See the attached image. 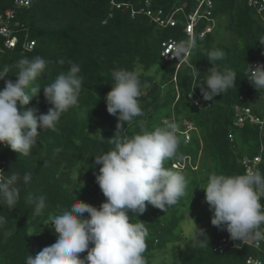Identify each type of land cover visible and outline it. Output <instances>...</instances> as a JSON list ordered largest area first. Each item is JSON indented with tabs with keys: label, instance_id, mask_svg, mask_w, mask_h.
Wrapping results in <instances>:
<instances>
[{
	"label": "trees",
	"instance_id": "obj_1",
	"mask_svg": "<svg viewBox=\"0 0 264 264\" xmlns=\"http://www.w3.org/2000/svg\"><path fill=\"white\" fill-rule=\"evenodd\" d=\"M212 1L211 22L221 16L224 29L233 38L227 42L215 40L219 25L204 37L197 33L198 47L173 80L176 62L160 55L161 42L174 38L171 34L178 29L184 33V29L179 24L160 26L150 20L141 11L144 0H32L28 6L0 0V13L7 8L14 11L10 26L16 38L15 45L8 47L0 34V69L5 65L10 67L5 79L15 81L13 73L18 60L36 56L47 61L44 76L36 81L40 87L67 71L69 62L79 65V75L83 78L78 105L62 114L55 131L47 129L40 133L30 155L21 156L0 145L3 176L18 173L21 177L16 185L19 198L14 208L0 205V216L6 219L0 228V264H25L28 255L34 258L44 247L53 244L56 234L49 217L68 209L73 199L99 208L106 198L95 182L100 166L93 164V157L114 147L110 140L113 136L131 138L141 132V123L144 130L153 131L162 126L164 117L172 121V116L180 128L184 125L180 123V126L179 121H191L193 129L187 140L178 133V155L166 160L164 166L182 172L188 184L186 194L165 211L146 202L142 214L129 212L133 215L131 222L146 223L147 264L151 253L163 248L173 256L171 264H245L248 255L264 258V243L256 248L244 244L221 252L213 250L227 231L210 223L212 212L202 190L208 176L244 174L241 158L254 154L261 155L256 170L264 174V150H261L264 124L260 126L248 120L243 125L234 123L236 105L249 107L252 114L264 121V89L257 91L247 79V64L252 66L257 53L264 55V44L259 41L264 39V17L248 6L246 0ZM149 3L165 12L182 5L188 13L195 9L197 1L149 0ZM209 22L210 19L202 17L197 30ZM213 49L223 50L225 57L210 64L207 52ZM135 68L141 70L138 101L144 114L132 123H122L121 130H117V117L107 112L105 102L113 83L111 73ZM226 68L237 74L235 88L204 100L208 106L198 109L188 93L203 98L197 81L204 80L212 69ZM3 87L4 80H0V89ZM50 107L41 89L24 110L36 108V114L40 115L46 114ZM100 135L104 143L99 142ZM182 160L183 169L172 167L173 162ZM25 173H30L28 183L22 179ZM29 196L46 197V208L41 215H33L34 205ZM261 202L264 203V196ZM185 207L187 211H195L192 216L204 232L201 239H206L203 245L193 244L191 238L188 243L184 241L180 222ZM182 239L183 246L178 244ZM78 255L83 258L87 252Z\"/></svg>",
	"mask_w": 264,
	"mask_h": 264
},
{
	"label": "clouds",
	"instance_id": "obj_2",
	"mask_svg": "<svg viewBox=\"0 0 264 264\" xmlns=\"http://www.w3.org/2000/svg\"><path fill=\"white\" fill-rule=\"evenodd\" d=\"M175 18L174 25L178 24V19L184 20L181 27L188 39L183 41L171 38L180 41L173 45L174 55L171 53L174 58L162 55V45L160 50L162 57L176 62L173 80L176 79L178 69L188 63V56L198 47L195 35L198 33L199 37H204L214 27L210 19L202 27L210 26V31L200 36L197 26L190 36L185 30V17L176 14ZM259 41L264 44V39ZM224 57L225 53L220 49L207 52L210 64ZM46 64L47 61L41 56L21 58L14 66L15 81L5 79L10 72L8 65L0 69V80H4V87L0 89V145L9 147L21 156L30 155L40 133L47 129L55 131L62 114L78 105L83 84L79 65L69 62L67 71L59 73L52 83L40 87L36 81L44 76ZM247 66L249 83L257 91L264 89V65ZM111 76V90L105 96L106 110L117 117L116 128L121 130L122 123H132L134 118L144 114L138 101L142 88L141 70L117 69ZM236 78L237 74L231 69H212L204 80L197 81L203 98L193 92L188 93V97L198 109L205 108L208 103L204 100H212L213 96L235 88ZM41 89L46 102L52 107L46 114L40 115L36 114V108L24 110V106L37 97ZM162 120V126L153 131L144 130L141 123V132L133 137L113 136L110 139L114 147L93 157V164L100 166L95 174V182L106 198L105 201L96 208L73 199L68 209L51 215L49 220L56 234L55 242L44 247L34 258L28 255L25 264H147L144 256L148 237L146 223L131 222L133 215H129V212L142 214L146 210V202L165 211L186 194L188 184L182 172L166 168L164 162L178 155V133H182L186 140L189 139L192 122L186 121L184 128H180L173 116L172 121L165 117ZM99 142H105L101 135ZM54 151L58 152L59 149ZM184 166V160L172 163V167L177 170ZM22 179L28 183L30 173H25ZM20 180L18 173L5 177L0 172V205L14 208L19 198L16 185ZM202 190L204 200L212 212L210 223L227 231L222 235H229L230 239L241 242H256L257 246L248 244L255 248L264 243V230H261L264 226V203H260L264 196V174L253 169L238 175L212 173ZM28 199L34 205L33 215H41L46 208V197L29 196ZM204 200H201L202 204ZM5 223V217L0 216V228ZM203 236V230L198 229L193 222L192 243L203 245L206 240L201 239ZM220 237L213 247L217 252H221L216 249ZM243 245L225 247L223 250ZM83 252H87V255L81 258L78 254ZM249 256L264 260L258 256Z\"/></svg>",
	"mask_w": 264,
	"mask_h": 264
},
{
	"label": "built area",
	"instance_id": "obj_3",
	"mask_svg": "<svg viewBox=\"0 0 264 264\" xmlns=\"http://www.w3.org/2000/svg\"><path fill=\"white\" fill-rule=\"evenodd\" d=\"M15 3L28 6L30 5L32 0H13ZM197 4L195 9L185 13L184 7L182 5H178L175 8L164 11L159 7H151L149 0H144V6L141 7V11H143L147 17L153 22L157 23L160 26L174 25L176 22L175 15H183L185 17L187 23L185 26V30L187 34L190 36L192 32L194 33L196 27L198 26L200 19L202 17H206L211 19V7L213 4L212 0H196ZM247 5L251 6L255 9V11L262 17H264V0H246ZM119 6V3L116 4ZM202 8V9H201ZM14 19V11L12 8H7L3 13H0V34L5 37V43L8 47H13L16 42L15 36L12 35V29L10 26V21ZM211 27L206 26L204 29H200L199 35L203 36L207 31H210ZM180 41H176L174 39L168 38L161 42L162 45V55L165 58H174L173 45L174 43H178ZM31 45V44H30ZM173 55H172V53ZM264 65V56H260V58H256L252 61V66ZM248 120L249 122L254 123H264L262 119H259L256 115L252 114L251 109L246 106H235V120L234 123L236 125H243L244 121ZM261 150H264V144L261 147ZM261 160L260 154H254L252 156H244L241 158V164L244 167V172L246 173L249 169L256 170V167ZM1 172V171H0ZM261 203V201H260ZM262 204V203H261ZM264 205V204H262ZM264 230V226L262 229ZM243 244H254L257 246L256 242L252 241H243L240 240H232L229 235H222L220 237L219 243L216 246L218 251H222L225 247H239ZM246 264H264V260L259 259L257 257L249 256L246 259Z\"/></svg>",
	"mask_w": 264,
	"mask_h": 264
},
{
	"label": "rangeland",
	"instance_id": "obj_4",
	"mask_svg": "<svg viewBox=\"0 0 264 264\" xmlns=\"http://www.w3.org/2000/svg\"><path fill=\"white\" fill-rule=\"evenodd\" d=\"M221 17V16H220ZM220 17H218L217 19L215 18V20L212 22L213 26L217 27V25H219L218 29L219 31L215 34L216 38L215 40L219 41V42H227L228 40H230V38H233V36L231 35L230 32H228L227 30L224 29V19L222 20ZM184 20L180 19L178 21L179 24V28H181V25H183ZM161 31L162 29L159 28ZM171 30V29H168ZM175 29H172V31ZM171 36H173L174 38H176L177 40H187V36H185V33H183L182 31L180 32L178 29V32H174V34H171ZM261 53H257L255 55L254 58H260ZM180 123H182V125H184L186 123V121H179L178 124L180 125ZM181 126V125H180ZM247 155V154H244ZM174 166V165H173ZM184 218L181 219V226H182V231L184 233L183 237L184 241L186 243H188L189 238H191V232L193 229V222L195 223L196 227L198 229L200 228V225L197 224V222L195 221V218L192 216L195 214V211L193 210H189L187 211L186 207L184 208ZM193 222H192V220ZM179 245L183 246V239L180 240V242L178 243ZM168 247V246H167ZM173 256L167 251L166 248L163 249H156L153 251V253H151V260H150V264H171Z\"/></svg>",
	"mask_w": 264,
	"mask_h": 264
}]
</instances>
